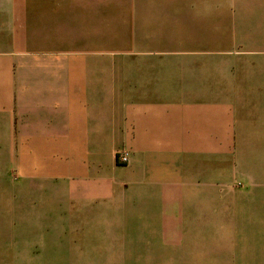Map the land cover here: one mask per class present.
<instances>
[{
    "label": "crops",
    "instance_id": "crops-1",
    "mask_svg": "<svg viewBox=\"0 0 264 264\" xmlns=\"http://www.w3.org/2000/svg\"><path fill=\"white\" fill-rule=\"evenodd\" d=\"M222 2L0 0L2 264H264V50Z\"/></svg>",
    "mask_w": 264,
    "mask_h": 264
},
{
    "label": "rangeland",
    "instance_id": "rangeland-1",
    "mask_svg": "<svg viewBox=\"0 0 264 264\" xmlns=\"http://www.w3.org/2000/svg\"><path fill=\"white\" fill-rule=\"evenodd\" d=\"M231 0H223L222 2V26H221V36L223 51H236L238 48L240 49H248L249 47L257 48L264 50V39H258L257 36H250V32H258L264 33V0H239V8L235 9V13L238 15H245L246 18H241V21L238 22L237 30L239 33L246 32L248 37L238 36L236 38L235 32L236 30L230 24V15L231 11ZM219 30V28H218ZM253 37L255 38L254 40ZM257 38V39H256ZM232 39V42H231ZM223 203H230L229 197H222ZM21 199L6 197L1 194L0 190V204H20ZM2 264V262H0Z\"/></svg>",
    "mask_w": 264,
    "mask_h": 264
},
{
    "label": "built area",
    "instance_id": "built-area-1",
    "mask_svg": "<svg viewBox=\"0 0 264 264\" xmlns=\"http://www.w3.org/2000/svg\"><path fill=\"white\" fill-rule=\"evenodd\" d=\"M117 161L120 164H125L128 161V154L126 152H121L117 156Z\"/></svg>",
    "mask_w": 264,
    "mask_h": 264
}]
</instances>
